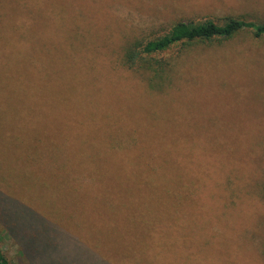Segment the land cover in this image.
<instances>
[{
	"label": "rangeland",
	"instance_id": "rangeland-1",
	"mask_svg": "<svg viewBox=\"0 0 264 264\" xmlns=\"http://www.w3.org/2000/svg\"><path fill=\"white\" fill-rule=\"evenodd\" d=\"M229 17L264 24V0H0L11 264L52 240L76 264H264V38L174 45L160 88L123 64L177 21Z\"/></svg>",
	"mask_w": 264,
	"mask_h": 264
},
{
	"label": "trees",
	"instance_id": "trees-1",
	"mask_svg": "<svg viewBox=\"0 0 264 264\" xmlns=\"http://www.w3.org/2000/svg\"><path fill=\"white\" fill-rule=\"evenodd\" d=\"M242 30H252L256 37L264 38V24H258L244 18L229 17L225 19L222 24L215 23L211 20L197 23L177 21L158 38L143 39V41L136 40L135 42L129 44L124 51L123 64L129 69L139 67L140 70L144 71L148 76L149 81H151V88H160L163 87L165 83L164 74L168 64L164 65V63H160V61L155 60L154 55L163 53L172 46L180 43L193 44L208 43L213 40H227ZM67 175H71L73 178L76 177L77 173H67ZM1 197L3 198V196L0 195V201ZM1 217L2 214L0 209V222L4 225L5 229H9L7 228L8 225L4 220V217L3 220ZM17 243L20 248V254L27 258V264H39L35 258L37 257L36 249L32 244H30V242L20 244L17 241ZM46 251L49 257L43 260L44 264H76V262L70 259L66 261L64 259L56 260L51 258L69 257V255L65 253L64 244L60 241L52 240V243L49 244L48 247L46 246ZM0 264H11L3 253L1 246Z\"/></svg>",
	"mask_w": 264,
	"mask_h": 264
}]
</instances>
